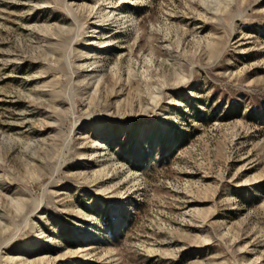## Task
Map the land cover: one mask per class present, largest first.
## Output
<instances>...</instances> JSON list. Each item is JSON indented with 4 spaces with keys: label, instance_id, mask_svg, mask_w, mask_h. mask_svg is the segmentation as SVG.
Here are the masks:
<instances>
[{
    "label": "rangeland",
    "instance_id": "374dc122",
    "mask_svg": "<svg viewBox=\"0 0 264 264\" xmlns=\"http://www.w3.org/2000/svg\"><path fill=\"white\" fill-rule=\"evenodd\" d=\"M0 264H264V0H0Z\"/></svg>",
    "mask_w": 264,
    "mask_h": 264
},
{
    "label": "bare ground",
    "instance_id": "6f19581e",
    "mask_svg": "<svg viewBox=\"0 0 264 264\" xmlns=\"http://www.w3.org/2000/svg\"><path fill=\"white\" fill-rule=\"evenodd\" d=\"M41 108H42V104H41Z\"/></svg>",
    "mask_w": 264,
    "mask_h": 264
}]
</instances>
